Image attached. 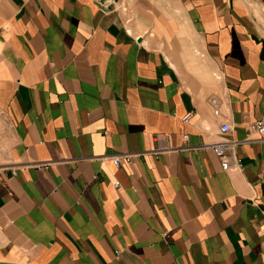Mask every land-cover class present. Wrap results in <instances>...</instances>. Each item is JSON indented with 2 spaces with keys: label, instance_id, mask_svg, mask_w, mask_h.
Listing matches in <instances>:
<instances>
[{
  "label": "crops",
  "instance_id": "0c3cea01",
  "mask_svg": "<svg viewBox=\"0 0 264 264\" xmlns=\"http://www.w3.org/2000/svg\"><path fill=\"white\" fill-rule=\"evenodd\" d=\"M262 114L264 0H0V264H264Z\"/></svg>",
  "mask_w": 264,
  "mask_h": 264
},
{
  "label": "built area",
  "instance_id": "2783aa9c",
  "mask_svg": "<svg viewBox=\"0 0 264 264\" xmlns=\"http://www.w3.org/2000/svg\"><path fill=\"white\" fill-rule=\"evenodd\" d=\"M214 113H216L214 111ZM188 115L182 117V121L186 122L188 120ZM248 130H251L256 135V140L262 141L264 140V114L260 115L249 127ZM228 131V126L225 124H221L218 128L219 134H224ZM185 139V136L182 137ZM235 142L231 141H223L219 140L212 143L209 148L212 151L213 155L219 160L220 168L222 171L228 170L231 166L240 167L238 160L232 156L231 162L227 160L226 152H231L232 147L235 145ZM169 149L167 148H157L154 151V154L165 153ZM130 155L129 154H113L110 156V161L112 165L117 168L120 166L122 162L127 163L129 161ZM156 158V156H155ZM117 184L115 183L114 186Z\"/></svg>",
  "mask_w": 264,
  "mask_h": 264
}]
</instances>
